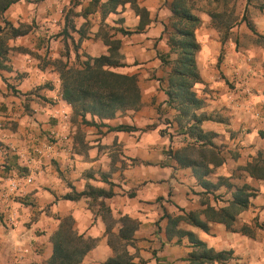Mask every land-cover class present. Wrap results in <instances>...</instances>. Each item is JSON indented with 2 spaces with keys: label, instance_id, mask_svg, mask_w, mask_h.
<instances>
[{
  "label": "crops",
  "instance_id": "0c3cea01",
  "mask_svg": "<svg viewBox=\"0 0 264 264\" xmlns=\"http://www.w3.org/2000/svg\"><path fill=\"white\" fill-rule=\"evenodd\" d=\"M73 1L22 0L2 18L14 28L30 29L6 42V59L0 61V264H49L52 236L68 217L76 236L94 244L78 264H106L119 254V264H188L192 243L176 233L169 238L166 217L200 211L203 191L192 170L180 168L169 153L193 142L184 133L187 126H178V113L167 106L162 81L169 70L160 56L169 53L164 26L173 0H134L147 20L137 33L146 20L130 3L102 14L107 0H100L98 8L91 0ZM259 12L262 17L251 24L264 36V10ZM68 14L72 30L66 26ZM200 20V82L193 90L203 106L196 114L205 118L200 129L214 136L223 159L208 180L247 184L254 196L236 218L234 231L215 223L207 232L179 223L176 231L193 234L214 253H226L212 264H264V181L243 170L264 153V49L243 39L249 30L244 22L221 42L210 18ZM65 28L71 38L62 35ZM6 29L0 22V36ZM79 39L80 63L108 56L106 41L119 42L122 67L112 71L136 76L138 110L103 121L87 114L83 122L73 114L62 97L57 65H72L65 46ZM119 126L130 130L116 131ZM28 176L31 184L9 191L10 181L22 183ZM92 190L110 195L92 197ZM232 190L221 186L206 198L221 208ZM75 195L81 198L65 199ZM123 218L134 226L128 242L119 237ZM112 238L123 245L119 253L110 246Z\"/></svg>",
  "mask_w": 264,
  "mask_h": 264
},
{
  "label": "trees",
  "instance_id": "16d2710c",
  "mask_svg": "<svg viewBox=\"0 0 264 264\" xmlns=\"http://www.w3.org/2000/svg\"><path fill=\"white\" fill-rule=\"evenodd\" d=\"M22 0H0V21H3L4 13L10 6ZM28 3L38 2L40 0H23ZM235 0H208L209 9L206 15L210 18L212 27L218 32L221 42H225L231 33V29L240 22H244L251 31L254 43L264 49V36L255 32L253 24L247 19V7L254 0H244L246 3L244 13L240 19L235 14ZM78 0H74L72 5H76ZM254 8L263 11V0H256ZM100 0H91L93 8L99 7ZM130 3L135 11L146 20V14L143 10L135 6L134 0H107L101 5L102 14L114 12L118 6ZM231 7L229 8V5ZM229 8V9H228ZM169 10L171 16L164 26V34L169 53L160 59L169 70L163 82L165 84L164 92L167 97L166 104L174 109L178 115L176 122L180 129L186 125L185 134L193 139L192 143H187L184 147L175 152L169 151L171 157L180 168H190L198 185L203 189L200 194L202 209L198 212L184 213L183 216L170 217L168 219L167 234L170 238L173 234L179 237L186 236L192 243L193 250L188 256V264H212L220 263L226 258V253H214L207 249L206 245L198 241L193 234L176 231L179 223H185L198 228L204 232L208 231L209 223L221 224L227 230L234 231L236 218L240 213L247 210L249 200L254 196V190L247 184L233 186L229 184L228 179L218 178L217 183L213 184L208 180L215 167L223 163L220 156L221 148L217 147L212 134H204L200 129V124L204 121L203 116H197L196 112L202 108L203 102L199 100L194 93L195 84L200 82V76L196 65V55L200 50V45L196 39V31L201 25V20L193 11L190 0H173L170 3ZM66 16V26L73 29L69 19ZM6 31L0 36V61L6 59L8 47L6 42L10 39L23 36L29 32V26L12 27L3 21ZM147 23L142 22L141 27L134 33L139 32ZM4 28V29H5ZM123 35H131L133 32L120 30ZM64 38H71L67 28L62 31ZM73 51L78 58V49L80 39L77 43L70 40ZM108 45V56L99 58H89L80 63V68L69 67L67 64L59 63L57 70L61 83V93L64 101L73 108V114L80 116L83 122L88 114L96 117L100 121L113 119L118 113L126 111H136L141 106L140 90L137 84L136 76H126L112 71L122 67L119 63L118 53L119 42L106 41ZM175 59L170 60V56ZM116 131H129L130 128L119 126ZM251 178L257 181H264V153H259L253 162L247 164L243 169ZM224 186L232 190L231 198L224 207L215 208L211 206L206 198L211 193ZM90 196L96 195L109 196L108 193L92 190ZM81 195L73 197L66 196L65 199L77 200ZM122 231L121 241H129L128 232L134 231L132 222L127 219H121ZM73 222L71 218H64L58 230L52 236L53 253L49 264H78L83 256L93 247V242L83 240L76 236L72 229ZM243 233H248V229L242 227ZM116 238L110 239L109 243L112 249L119 253L123 246ZM122 259L121 254L106 264H119ZM124 263V262H123Z\"/></svg>",
  "mask_w": 264,
  "mask_h": 264
},
{
  "label": "rangeland",
  "instance_id": "374dc122",
  "mask_svg": "<svg viewBox=\"0 0 264 264\" xmlns=\"http://www.w3.org/2000/svg\"><path fill=\"white\" fill-rule=\"evenodd\" d=\"M192 7L194 8V10H198L200 15V18H204L206 17V11L209 9V5L207 4L208 0H190ZM264 1V0H263ZM256 0H254L252 3H250L249 7H247V19L250 22H254L255 19H259L260 17H262V13L259 12L258 10H256L253 6L254 4H256ZM264 4V2H263ZM245 1L244 0H235L234 1V8H235V14L238 15L240 17V15L242 13H244V9H245ZM231 7V4L229 5V8ZM228 8V9H229ZM259 15V16H258ZM5 21V20H3ZM3 21H0L3 23ZM6 22V21H5ZM8 23V22H7ZM211 23V22H210ZM4 24V23H3ZM9 24V23H8ZM5 28V25H4ZM245 29L248 30V28L245 26ZM234 36V32H231L230 36ZM255 37L253 36V34L251 33L250 30H248V35L243 34V39L245 40H253ZM69 46H65V57H67V59L71 60L72 65L69 67H76V68H80V54L78 53V58H76L74 51H73V46L74 43L72 44L71 41H69Z\"/></svg>",
  "mask_w": 264,
  "mask_h": 264
},
{
  "label": "built area",
  "instance_id": "2783aa9c",
  "mask_svg": "<svg viewBox=\"0 0 264 264\" xmlns=\"http://www.w3.org/2000/svg\"><path fill=\"white\" fill-rule=\"evenodd\" d=\"M31 182H32V179L29 176L26 177L22 183L12 180L10 181V184H9V191L11 192L17 191L20 188L24 187L25 185L31 184Z\"/></svg>",
  "mask_w": 264,
  "mask_h": 264
}]
</instances>
